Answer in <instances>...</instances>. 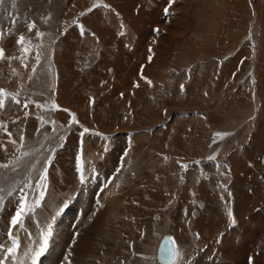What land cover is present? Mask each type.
Masks as SVG:
<instances>
[{"label":"bare ground","instance_id":"bare-ground-1","mask_svg":"<svg viewBox=\"0 0 264 264\" xmlns=\"http://www.w3.org/2000/svg\"><path fill=\"white\" fill-rule=\"evenodd\" d=\"M108 1L111 2V5L116 9L117 13L123 14V18L125 16L124 19L126 25L131 21L130 30L127 35L129 37H133L134 33L139 28V22L142 21L145 16V13H137V16H134L133 11L136 10L134 8L137 7L138 9L137 4L139 3H129V15H127L124 14V12L127 13V10L125 9V0ZM214 3H216V1ZM220 3L226 4L227 9H229L235 16H243L244 18L249 16L246 14L245 9L243 10L240 7L239 1L220 0ZM260 3H263V1ZM77 5L79 4L75 2V7ZM75 7L73 3V7H71V9ZM131 7H133V9H129ZM63 12H65V8L62 10V13ZM103 12L105 11L102 10L99 12V14L95 13L96 15H90L87 19L82 21L83 27L88 25L91 26L88 30H86V34L81 36V42L85 47L84 54L81 56H87V53L93 54L92 56H97L99 53L98 58L101 67L99 64H97V66L102 68L104 72L106 69L105 67H107L105 66L106 63L113 65L122 60L124 61V59L136 57L139 52H141L144 43L140 42L141 40H139L140 43L136 41V44L138 45L135 46L134 50H132L130 48L131 45L128 47L127 41H125V48H130L132 51L130 52L128 49L123 50L124 43L121 41L122 37L119 39V41L110 40L117 39L115 37L117 31L114 28L115 22L113 15H111L112 13L105 12V14H102ZM197 13L199 12L195 10V15L193 14V16L196 17ZM64 15L65 14L63 13V16ZM129 16H131V18H128ZM54 17L55 16H51L47 22L50 27H53V30H55L56 22H58V19H54ZM99 18L103 20H100ZM224 20H221L219 23L223 31L226 30L224 29L226 26H231L228 30H238L235 25V23L238 22V19L228 18L223 26L221 25V22ZM165 24H158V27H160V34L162 35L161 32L164 31V35L160 36L158 40H155L153 44L155 46L156 43V52L164 50L167 37L169 36V32L164 30H167L169 26L166 27ZM104 25H107L110 30H113L112 34L110 35V39L108 36H104L103 34ZM91 33H95V35L98 36L97 42L94 40L96 37L93 39L90 38L89 35ZM79 35L80 33L77 34L75 32V36L70 38L66 37L65 40H68L72 44H74L73 42L77 43ZM129 37L128 44H131L132 42L129 41ZM9 42L10 41L5 44L10 46ZM9 48L10 47H8V49ZM66 50L67 52L65 56L63 60H61L65 64L64 74H61L64 76L66 87L68 88L69 92L66 91L65 94H57L56 99L60 103H63L64 107H72V110H78V106H75L76 104L74 100L78 99L79 94L85 95V98H80L82 96L80 95V99L77 100V102L85 103L83 106L79 103L81 108H84L86 102H89L91 96L94 98L96 94L94 88L87 89L83 87L82 84L84 82L82 80L86 79L87 77L88 81L85 83V85L90 84L89 78L90 76H95L93 75L95 73L94 70H96L97 73V69L91 70L92 72L87 71V75L85 74L86 70L82 71L81 73L79 72V74L75 73V71H73L72 65L77 61H74L69 66H67L68 64L66 60L70 55L73 56V60H76L78 58V53L72 46L66 47ZM202 53L203 56L201 59H199L198 57H200ZM202 53L193 54L195 55V58L192 60L194 67L193 72L190 73V76L188 75L186 78L182 76L183 78H180L181 80H189V89L186 88V84H183V81L181 80L180 82L176 81L177 83H175L174 86H171L172 91H178L177 94H180L176 97L177 102L183 103V100H186L185 102H187V100L196 101V103H198V108H205L204 106L206 105L204 104L203 106L202 103L199 104V102H197V100L202 96H199L200 94L196 92L195 89L197 90L198 86H203L204 82L209 84V80H215L214 77L211 76L212 74H206V65H212V68H214L213 66L216 67V63L213 64L210 62L208 64H202V60L208 57L212 58L215 56L218 57L219 55L221 56L222 53L226 55H233L230 60L224 62L223 65L218 66L217 72H219L221 76L218 80H215V84L210 82L213 88L210 87L208 93H211L212 90L220 89L222 82L229 80V76L236 70L239 61L248 55L250 56L251 50L248 55L246 54L245 50L233 51L226 49H208ZM58 56L59 55H57V57ZM81 56L79 61H82ZM257 61L258 64L255 71L257 83L255 85L254 94L252 96H246V99H240V97L236 98V94L234 93L235 96H232V99L229 98L233 100L229 108L234 107L236 104L241 106V104L243 105V102L246 101L250 102V107H248L247 111L243 115L234 112L232 116L227 117L229 124L222 123L219 131L224 132L225 128H227V134L232 136V133L239 127L241 123H245L247 119L250 120L253 117L252 115L248 114L251 108L255 109L258 106L259 117L253 119V121L250 122L252 129L248 131V135L246 134V136H248V141H245L241 148L235 154L229 156L226 161V165L229 169L228 174H226L230 180L229 185H226V188L224 187V184L223 187L220 186L222 174L225 173L224 170H220L222 165L219 167H214V165L205 166L203 172L200 169H193L192 171L187 172L186 179L188 180L189 178H193L194 182H186L184 179H181V176L184 173V161H187L188 159L192 160L199 153H201V148L203 144H205L204 142H206L205 138L207 137L205 134L207 129L204 126L206 123H204L205 121L200 118L201 116L198 115L195 117L194 115H191L192 118H190V115H186V118L179 117L176 120L174 119V121L171 122L172 124H170V129L172 130L170 131L169 129L170 132L167 134V127L165 131L162 132L164 137L161 138V143H159V135L161 136V133L157 135L159 133L157 132L156 134L153 133L154 135L151 136L134 138L131 140V145H129L128 138H124V135H120V133L122 134L123 132L125 134L126 126L124 123L129 122L126 121L128 119L132 125H138L139 127L140 124L144 125L149 121L151 124L152 121H157L158 108L161 106V104L158 102L161 99L159 98L161 95L159 97H152V95L149 96L148 94H145L143 89H141L138 93L135 91L136 94H134L132 97H128V104L125 101V96L123 100H116L114 97H110L109 94L106 98L107 101L99 102L97 106L95 105V107H93V110L90 109L91 112L88 109L87 111L84 109V111H81V109L77 111V117L80 122L84 121L85 125L90 117L92 122L91 127L93 126L94 129H98L102 132H109L108 134H110L113 130L120 131L119 134H116V136L118 135L119 140L118 137H116L115 142H110L112 147L111 152L106 153L102 157L100 154L103 153L106 144L104 145L103 143L97 142L96 140L91 139L89 136L85 137L81 133L76 134L78 132L77 129L75 130L76 132L74 131L75 134L73 133L68 138L64 145L63 151L59 153L58 156H55L56 158L54 163L49 170L50 189L46 195L47 197L45 201L43 202L42 206L36 210L35 214L26 220L28 229L26 228L27 231H24V234H22L23 236H21L19 242L20 247L17 250L16 257L15 259L10 257L6 261V264H30V260L28 261L26 255L29 239L31 236H35V234L38 232L40 234L42 231H46L49 225L52 226L53 233L50 236V246L49 250L47 251L48 253L46 252L45 256L43 257V264L50 263L48 259L52 253H55L56 255L58 254L60 256L59 264H69V261L71 264H105L110 256L111 248L114 245L125 250V258H127L129 255L127 253L129 250V244L128 239H126L125 236L130 235V237H135L137 231L143 224L148 225V223L152 221V214L156 212L161 213L162 208H165L166 203L168 202L173 204L172 210H170V213L164 217L162 223L164 228L160 232V237L155 243L154 255H156V257L159 243L163 238L170 239L173 245L175 241H173V238H175L177 239V242H182L179 246L183 244L185 247L188 238L192 237L194 232H198L201 240L210 239L212 242H209L208 240L209 243H207L205 247L203 246L204 249L202 251H200V248L199 250H196L195 245L192 250L193 252H189L188 259L186 261L184 260L182 262V259H180L179 262H177L175 257L173 264H178L181 262V264H249V260H251L255 254L257 255V258L259 256V260H264V49H260ZM58 62V64L63 65V63L59 60ZM83 62H85V60H83ZM111 65L110 67L116 66ZM99 67L97 68L99 69ZM80 68L83 70V67ZM18 72H21L20 68ZM66 72H69L71 77L70 80H67L65 76ZM139 72L140 75L144 73L143 75L145 76V72H142V68L139 69ZM7 73V71L0 72V81H4V83L10 84V86H14L15 83L19 82L20 77L16 78L12 72H9V74ZM126 73L130 75L128 65H125V74ZM225 76L228 77L225 79ZM9 77L13 78L12 82H6L8 81ZM161 78L152 80L153 84H148L149 87L147 85L143 87L155 89L157 87L160 88L162 85L157 81H162L163 78ZM127 79L128 76L126 79H124L126 81L125 83L128 82ZM99 80L105 81L106 78H100ZM93 82H95L94 78L91 83ZM184 86L187 91L185 90L184 93H182L185 88L182 90V92L179 90ZM75 88L77 89L75 90ZM161 88L164 90V85ZM165 89L167 91V88ZM243 92L244 89L240 88L238 89L237 94L240 95ZM165 99L167 98H165L163 95L161 101L164 102L162 105L166 103ZM117 101L119 102L117 103ZM127 104L128 107L126 108ZM11 115L12 113L9 108L0 111V118L2 119H7ZM220 115H222V112L219 114L216 113L213 116L218 119ZM128 116H130L131 119L128 118ZM56 118H60L57 121H63L65 116L59 115L56 116ZM210 118L212 119L213 117ZM21 125L26 126L25 123ZM31 125V122H27L28 128L29 126L31 127ZM176 127H179L180 130L176 129ZM131 128H134V126ZM181 132L188 135L187 140L180 139L179 135ZM77 147H79V150L76 149ZM224 147L225 146H222V148ZM79 151L81 155L84 156L83 159L87 160L88 162L92 159V161L96 163L94 169L91 168L90 164L89 167L84 168H90L93 172L90 171V176L87 175L88 177L83 181L80 178L81 172L77 169V160L75 159L78 155H80ZM96 152L97 156H94L93 154ZM223 152L221 153L223 154ZM164 154L170 156V161L165 160ZM118 155L126 156V158L122 159L121 161L123 162L124 160L126 163L131 162V167L126 173L123 183L119 185L118 189L114 190V185L112 186L113 181L110 182L111 177H109L108 173L115 162L116 164L118 163L117 159L120 157H118ZM99 157L101 158V162H98L100 161L98 160ZM80 159H82V156ZM181 166L183 168H181ZM146 171L147 174L150 173L151 176L153 175L150 182L146 178ZM99 189L102 190V197L100 200H98V202H96L94 201V193ZM151 189L153 191H151ZM223 197L226 201L224 204L222 202ZM77 206L83 210L82 217L80 219L81 222H79L80 224L78 223V225L76 224L77 228H71L70 226L72 223L69 224L70 222H66L67 215L70 216L71 214L74 216V214H76L75 212L77 211L76 209H78ZM62 209H66L65 212H67V214H65L63 211L64 214L61 212L63 214L62 215L60 213ZM68 209L69 211L73 209V211L68 213ZM96 209L97 211H95ZM6 215H8V213ZM194 215H199V217H194ZM233 221H235V223H233ZM2 224L0 225V232L2 230ZM36 226H39L38 228H40V231L37 232V230H35ZM214 234L216 235V238H213ZM33 239L35 240V238ZM37 240L38 238L36 241ZM8 246H11V243ZM186 248L188 247L186 246ZM174 250H176L175 247ZM184 253L186 252L184 251ZM0 254V259H2L4 255L2 253ZM47 257L48 259H46ZM181 258H183V256ZM51 259L52 257L50 260ZM142 261L145 264H149V260L147 258H143ZM151 264L161 263L156 260L154 256Z\"/></svg>","mask_w":264,"mask_h":264},{"label":"rangeland","instance_id":"rangeland-1","mask_svg":"<svg viewBox=\"0 0 264 264\" xmlns=\"http://www.w3.org/2000/svg\"><path fill=\"white\" fill-rule=\"evenodd\" d=\"M215 1L216 3H214ZM235 1H239L240 7L243 10L245 9L246 14L249 15L248 17L244 18L243 16H235L229 9H227L226 4L220 3V0H174L171 7H169V0H125V9L127 10V13L124 12V14L129 15L128 4L131 2L139 3L137 4L138 9L137 7H135L134 9L136 10L133 11L135 17L137 16V13H145L143 20L139 22L138 30L134 33L133 37H129L127 34L130 30L131 21L126 25L124 19L125 16L123 18V14L121 13H117L119 15L118 18L115 17L113 11L116 12V9L108 0H4V3L0 5V30L2 29L3 32H5L3 33V38L0 39V44L5 50L6 58L4 60H0V72L7 71V74H9V72H12L14 73L16 78L20 77V79L19 82L15 83L14 86H10V84H6L4 83V81H0V89L5 90V92L7 93V96L5 98V106L4 108L0 109V111L9 108L12 113V115L7 119L0 118V124L5 126L3 128H0V144L3 145V147H0V165H7V167H0V197H3V201L0 202V225L3 223L2 230L0 232V241L2 240L0 244L8 246L11 243V240L8 236L9 231L14 234L16 240L21 239L24 231H27L28 225L26 220L33 216L36 210L42 206L47 197L46 195L49 192V170L54 163V160L56 158L55 156H58V154L63 151L66 141L76 129L78 131L76 134L81 133L85 137L89 136L91 139L96 140L97 142L103 143L104 145L106 144L103 153L100 154L102 157L106 153L111 152L112 147L110 142L112 143L116 141V137H118V135L116 136V134H119L120 131L113 130L112 132L114 133V135L112 132V134H108L109 132H102L98 129H94L93 126L91 127L92 122L90 117L86 125L84 124V121L80 122L77 117V111H79L80 109L81 111L83 109L86 111L87 109L93 110V107H95V105L97 106L99 102L107 101L106 98L109 94L110 97H114V99L116 100H123L125 96V101L128 104V97H132L141 89H143L144 93L148 94L149 96L152 95V97H159L161 95V97L159 98L162 99V96L164 95V97L167 98L165 99V102L167 104L164 103L162 105L164 101L162 102L161 99L158 102L162 107L160 106L158 108L157 121H152L151 124L149 123V121L144 125L140 124L138 127V125H132L130 123V120H126L129 122L124 123V125L126 126V130L124 129L125 134L123 132L122 134L120 133V135H124V138H128L129 145H131V140L134 138L151 136L156 134L157 132H159L157 135L161 133V136L159 135V143H161V138L164 137V134H162V132H164L167 127V134L172 130L170 129V124H172L171 122H173L174 119L176 120L179 117H185L186 115H190V118H192L193 115L195 117H197L198 115L201 116L200 118H202L203 121H205L204 123H206L204 124V126L206 127L208 132H206L205 134L207 137L205 138L206 142H204L205 144H203L201 148V153H199L192 160L188 159L187 161H184V168L181 166V168L184 169V173L182 174L181 179H184L186 182H194L193 178H189L188 180L186 179L187 172H190L193 169H200L203 172L205 166L214 165V167H219L222 165V168L220 170H224L225 173L222 172L223 174L221 177L220 186L223 187L224 184V187L226 188L229 185L230 180L227 176L229 169L226 165V161L229 156H232L241 148L242 144L245 141H248V136H246V134L248 135V131L252 129L250 122H252L253 119L259 117L258 106L255 109L251 108L248 114L252 115L253 117L250 120L247 119L245 123H241L239 127L232 133V136L230 134H227V128H225L224 132H219L220 127L222 126V123L229 124L227 117L232 116L234 112L243 115L247 111L248 107H250V102L246 101L243 102V105L241 104V106H238V104H236L234 106L235 108H229L230 104L233 101L231 100L233 98L232 96H235V94L236 98L240 97V99H246V96H252L254 94L255 85L257 83V79L255 77V71L257 69L256 66L258 64L257 57L259 55L260 49H264V0ZM261 1H263V3H260ZM75 2L79 4L76 7ZM73 3L75 8L71 9V7H73ZM103 6L107 7L105 8ZM63 8H65V12H63L65 14L64 16L62 13ZM165 8H168L167 14H165ZM92 9L94 10L92 11ZM129 9H133V7ZM102 10L108 13H112L111 15H113L115 22L114 28L117 31H115V37L117 39H110V35L112 34L113 30L108 31L102 29L104 36H108L110 40L118 41L122 37L121 41H123L124 43L123 50L128 49L125 48V41H127L128 47L129 45H131L130 48L132 50H134L135 46L138 45L136 43L139 42V40H141L140 42L144 43L141 52H139L136 57L124 59V61L122 60L118 63H115L113 64L114 66L116 65L115 67H110L111 64L106 63V65H104L108 68L105 67L106 71L104 70V72L103 69L100 68L101 64H99L98 58L99 53L97 54V56H92L93 54L91 53H87V56H81L85 51L84 44L81 42V36L83 34H86V30H88L91 25L84 27V32H82L78 27L73 26L74 22L77 19L82 22L90 15L92 16L95 13L99 14V12ZM195 10L199 12L197 13L196 17L193 16ZM92 12H94V14ZM105 12H103L102 14H105ZM51 16H55L54 19H58V22H56L55 30H53V27H50L47 23ZM128 18H131V16H129ZM226 18L238 19V22L235 23L236 27L238 28L237 31L228 30L231 26H226V28H224L226 29L225 31L221 29L219 23L221 20L225 19L223 22H221V25L224 26V23L227 20ZM13 21H15V24L13 23ZM32 23H34L36 27L32 31H29L27 26L28 24ZM163 23H166V27L169 26L167 30L163 28L166 32H169V36L167 37L164 50L156 52V43L155 46L153 44L155 40H158L160 36L164 35V31L161 32L162 35L160 34V27H158L159 25H163ZM120 25H122L123 30H120ZM153 27L158 28V33L154 37V40L149 41L152 38V29H154ZM121 31H123L122 35L120 34ZM75 32L77 34L80 33L77 43L73 42L74 44H72L68 40H65L66 37L70 38L75 36ZM37 33H40L41 35H37ZM22 34H24L23 36L25 37L24 45L18 44L16 42L17 38ZM93 34L95 35V33ZM94 37H96L94 38V40H96L97 42L98 36L95 35ZM128 37L129 41L132 42L131 44H128ZM131 37L132 39L130 40ZM8 41H10V46H7L5 44L8 43ZM68 46H72L78 53V58L76 60H73V56L71 55L66 60L68 64L67 66H69L74 61H77L76 63H74L75 65H72L73 71H75V73L79 74V72L81 73L82 71L86 70V74L87 71L92 72L91 70L97 69V73L96 70H94L96 74L94 73L93 75L95 76H90L91 79L89 78L90 84L85 85V83H87L88 81L87 77L86 79L82 80L84 82L82 84L83 87L87 89H95V99L91 96V98L89 99L90 103L87 101L85 107L81 108L79 106L80 102H77V100L82 97L85 98V95L79 94V96H82L80 98L78 96V99L74 100L76 104L74 105L78 106V110H72V107H64L63 103H60L56 99L57 94H65V92L68 91L64 76L61 74H64L65 68V64L61 60H63L67 52L66 47ZM8 47L10 48L8 49ZM25 48H27V51L24 50ZM130 48L128 50L131 52L132 50H130ZM208 49H226L233 51L245 50L247 55L251 50V54L250 56L248 55L247 57L242 58L239 61L236 70L229 76V80H225V82H222L220 89L212 90L211 93H208L210 90L209 88L212 87V84H215V80H218L221 76V74L217 72L218 66L223 65L224 62L230 60L233 55H226L222 53V55H219L218 57L215 56L212 58H204L202 60V64H208L211 62L213 64L216 63L217 67L216 68L215 66H213L214 68H212V65H206V74H212L211 76L214 77L215 80H209V84L203 81L204 85L198 86L197 90L195 89V91L200 94L199 96H202L200 98L201 100L198 99L197 102H199V104L202 103L203 106L205 104V108H198V103L192 100H187V102H185L186 100H183V103L177 102L176 97L180 94H177L178 91H172L171 86H174L175 83L180 82V78L182 76L186 78L188 75L190 76L191 72H193L194 65L192 60L195 58V55L193 54H201L203 51H206ZM57 55L59 56L57 57ZM80 56L82 57V61H79ZM202 56L203 53L198 58L201 59ZM13 57H15V59H13ZM149 57H151V60L149 59ZM58 60L62 62L63 65L58 64ZM83 60H85V62H83ZM97 64H99L100 67L97 66ZM143 64L144 66H142ZM125 65L129 66L130 74L128 75L126 73L128 76L127 83H125L126 81L124 80L127 78L125 74ZM96 66L99 67V69ZM80 67H83V70ZM19 68L21 69V72H18ZM140 68H142V72H145V76L143 75L144 73H142V75L139 74L143 78L141 77L138 79L137 75L141 72H139ZM65 76L67 80H70L71 77L69 75V72H66ZM227 77L228 76H225V79ZM93 78L95 81L93 83L96 85L91 83L93 81ZM100 78H106L107 81H101L99 80ZM157 78L162 79V81L157 82L161 83L162 86L164 85V90L163 88H161L162 86H160L161 89L159 87H157L156 89L148 88V84L152 85V80ZM141 79H144V81H142ZM12 80L13 78L9 77L8 81L6 82H12ZM149 81L151 83H149ZM181 81H183V84L185 83L186 88L189 89V80L186 79ZM210 82H212V84H210ZM146 85L148 86L147 88L143 87ZM125 87L128 89H126ZM165 88H167L168 92ZM184 88L185 86L182 87V89H180L179 91L182 92ZM186 88L182 93H184L185 90L187 91ZM240 88H243L244 92L238 95L237 91ZM76 89L77 88H75V90ZM148 92L151 94H149ZM13 96L15 97V99H13ZM118 102L119 101H117V103ZM53 104H55L57 107L53 108ZM80 104L83 106L85 103L83 102ZM128 104L126 108L128 107ZM25 105L27 106L25 107ZM221 112L222 115H220L218 119L213 116L214 114H219ZM70 113L75 116V123L73 122L72 115H70ZM59 115L65 116L66 120L64 119L63 121H57L60 118H56V116ZM210 117H213V120ZM128 118L131 119L130 116H128ZM27 122L32 123L31 127H27ZM88 122L91 124H89ZM24 123L26 124V126L21 125ZM133 126L134 128H138H131ZM84 129H88V132H84ZM176 129L180 130L179 127H176ZM21 136H23L22 140L20 139ZM179 136L181 140L188 139V135L185 133L181 132ZM12 140H15L16 144L10 143V141ZM225 143H227L228 145ZM222 146L225 147L222 148ZM76 149L79 150V147H77ZM219 152H223V154H220ZM79 154L80 155L78 156L80 158L82 156L80 162L83 166L84 180L88 176H90L91 172H93L90 168H84L89 167L90 164L91 168L94 169L96 163H94L92 159L89 162L83 159L84 156L81 155L80 151ZM93 155L97 156V152ZM77 157L75 158L74 156L76 160ZM118 157V166L115 162L108 173L109 177H111V180L109 178L110 182L113 181L112 186L114 185V190L118 189L119 185L123 183V179L131 167V162L126 163L124 160L123 162L121 161L122 159H125L126 156L118 155ZM164 158L166 161H170L171 159L167 154H164ZM98 160H100L98 162H101L100 157ZM43 167H46V170L49 169L48 174L46 172L47 179L45 178V180L41 179V177L43 176V170L41 169ZM145 175L147 180L150 182L153 175L151 176L150 173L147 174V171L145 172ZM46 189L47 191L43 198L41 206L39 208H33L32 210L34 212L30 211L28 215L24 217L22 226L17 225L13 228L10 224V221L12 216L15 215L18 207H16L17 201H19V198H17V196H20L19 194H22L23 196L25 195L28 204L33 206L35 205L36 201H39V199L41 198L40 193L44 192V190ZM101 191L102 190L99 189L94 193V201L98 202V200H100V198L102 197ZM151 191L153 190L151 189ZM222 199V202L224 204L226 201L224 197ZM172 205L173 204L171 202H168L166 203L165 208H162L161 213H153L152 221L149 222L148 225L143 224L137 231L135 237H130V235L125 236V238L128 239L129 244V250L127 253L130 255V258L125 262V264H135L137 263V261H142L143 258L153 260L154 256L157 260L156 255H154L155 243L159 239L160 232L164 228L162 225L164 217L170 213V210H172ZM62 210L60 211V213L63 212ZM76 210L77 211L75 212L76 214H74V216L71 214L70 216L67 215L66 222H70L69 224L72 223L70 226L71 228H75L78 223L81 222L80 219L82 217L83 210L80 207ZM64 211H66V209ZM72 211L73 209L68 213ZM95 211H97V209ZM7 213L9 216L6 215ZM65 214H67V212H65ZM194 217H199V215H194ZM38 227L39 226L35 227V230H37V232L40 231V228ZM192 235L193 236L188 238L187 240L186 246L188 248H186V246L184 247L183 244L179 246L182 242H177V239L173 238V241L175 240L174 245H176L175 249L177 248V254L175 256L177 262H179L180 259H182V262L184 260L186 261L188 259L189 252H193L192 250L195 245L196 250H199L200 248V251H202L207 243L212 242V240L210 241V239L201 240L198 232H194V234ZM33 238H35V240ZM37 238V234H35V236L33 237H30L27 251H29L30 243L33 242L34 244V241H36ZM213 238H216L215 234ZM183 250L186 253H184ZM0 253H2L3 255L5 254L3 251H0ZM182 256L183 258H181ZM51 257L52 259L50 260ZM50 258H46L50 262L48 264L60 263V256L58 254L56 255L55 253H52L50 255ZM42 261L43 258L40 261L41 264H43ZM121 261L123 260L120 259V262ZM262 262L264 264V260H262Z\"/></svg>","mask_w":264,"mask_h":264},{"label":"snow or ice","instance_id":"snow-or-ice-1","mask_svg":"<svg viewBox=\"0 0 264 264\" xmlns=\"http://www.w3.org/2000/svg\"><path fill=\"white\" fill-rule=\"evenodd\" d=\"M173 2H174V0H169V7H171ZM3 3H4V0H0V5H2ZM164 11H165V14H167L168 8H165ZM13 23L15 24V21H13ZM27 27H28L29 31H32L36 27V25L34 23H32V24H28ZM156 31H158V29ZM121 34H123V33H121ZM37 35H41V34L37 33ZM2 38H3V33H0V39H2ZM16 42L18 44L24 45L25 37L23 35H21ZM24 50L27 51V48H25ZM5 58H6L5 57V50L3 48H0V60H4ZM13 59H15V57H13ZM149 59L151 60V57H149ZM149 83H151V82L149 81ZM6 96H7V93L5 92V90L0 89V109L4 108V106H5ZM13 99H15L14 96H13ZM26 106L27 105H25V107ZM52 107L56 108L57 106L55 104H53ZM65 111H67V110H65ZM70 115H72V120L75 123L76 122L75 116L71 113H70ZM3 127H5V126L0 124V128H3ZM84 132H88V129H84ZM20 139L22 140L23 136H21ZM10 143L16 144V141L12 140V141H10ZM0 147H3V145L0 144ZM21 147H22V145H21ZM17 150H19V149H17ZM0 167H7V165H0ZM77 169H78V171L81 172V180L83 181V166L80 162V157H77ZM46 172H47V170H45V176L41 177L42 180L46 178ZM41 187H42V185H41ZM40 196L43 197V192L40 193ZM2 201H3V197H0V202H2ZM36 203L38 204L39 201H36ZM32 207H33L32 205H29L27 203L26 197H21L19 205H18L17 210L15 212V215L12 216V218H11V221H10L11 226L13 228L16 227L17 225L22 226V222H23L24 217L28 215V213L32 210ZM233 223H235V221H233ZM51 234H52L51 225H49L48 229L41 234L42 243H40L38 249L31 256L32 264H38L39 258L47 250L48 241H49V237L51 236ZM8 236H9V239L11 240V246L9 247V246L0 244V251H3L5 253L3 258L0 259V264H6V261L10 257L15 259L17 250L19 248V243L11 231L8 232ZM176 254L177 253L175 252V250H173L172 255L175 256ZM69 264H71L70 261H69Z\"/></svg>","mask_w":264,"mask_h":264},{"label":"crops","instance_id":"crops-1","mask_svg":"<svg viewBox=\"0 0 264 264\" xmlns=\"http://www.w3.org/2000/svg\"><path fill=\"white\" fill-rule=\"evenodd\" d=\"M93 11V10H92ZM115 12V11H114ZM114 12H113V14H114ZM93 14H94V12H92ZM116 14V15H115ZM115 14H114V16L115 17H119V15L117 14V12H115ZM123 17V16H122ZM75 27V26H74ZM120 27H121V25H120ZM103 29L104 30H108V31H110V29H109V27L107 26V25H104L103 26ZM120 30H123V28L122 29H120ZM121 33H123V31H121L120 32V34ZM122 35V34H121ZM91 38H94V34H90L89 35ZM139 75V73H138V75H137V78L139 79V78H141L142 76H140ZM143 78V77H142ZM143 81H144V79H143ZM130 255H128V257L127 258H125V250H123L121 247H118V246H116V245H114L112 248H111V251H110V256H109V258L107 259V261L105 262V264H125V262L130 258L129 257ZM120 259L121 260H123V261H121L120 262ZM152 263V260H149V264H151ZM135 264H145L143 261H137V263H135ZM249 264H263V262L261 261V260H259V256H258V258H257V255H253V257L251 258V260L249 261Z\"/></svg>","mask_w":264,"mask_h":264},{"label":"water","instance_id":"water-1","mask_svg":"<svg viewBox=\"0 0 264 264\" xmlns=\"http://www.w3.org/2000/svg\"><path fill=\"white\" fill-rule=\"evenodd\" d=\"M174 250V245L172 241L168 238H163L157 249V259L163 264H172L175 256L172 255Z\"/></svg>","mask_w":264,"mask_h":264},{"label":"flooded vegetation","instance_id":"flooded-vegetation-1","mask_svg":"<svg viewBox=\"0 0 264 264\" xmlns=\"http://www.w3.org/2000/svg\"><path fill=\"white\" fill-rule=\"evenodd\" d=\"M160 237V236H159Z\"/></svg>","mask_w":264,"mask_h":264}]
</instances>
